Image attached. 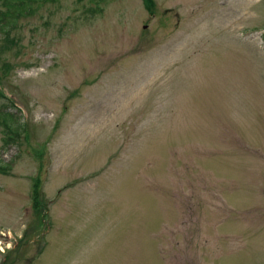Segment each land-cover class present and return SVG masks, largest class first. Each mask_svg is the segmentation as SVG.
Returning <instances> with one entry per match:
<instances>
[{
	"label": "rangeland",
	"instance_id": "374dc122",
	"mask_svg": "<svg viewBox=\"0 0 264 264\" xmlns=\"http://www.w3.org/2000/svg\"><path fill=\"white\" fill-rule=\"evenodd\" d=\"M32 6L0 26V264H264V0Z\"/></svg>",
	"mask_w": 264,
	"mask_h": 264
},
{
	"label": "trees",
	"instance_id": "16d2710c",
	"mask_svg": "<svg viewBox=\"0 0 264 264\" xmlns=\"http://www.w3.org/2000/svg\"><path fill=\"white\" fill-rule=\"evenodd\" d=\"M4 8L0 9V26L3 31L9 33L20 17L32 14L33 4L38 0H1ZM150 1V0H146ZM12 118V117H11ZM0 169L4 167L0 165ZM34 203H37L36 183H34Z\"/></svg>",
	"mask_w": 264,
	"mask_h": 264
}]
</instances>
